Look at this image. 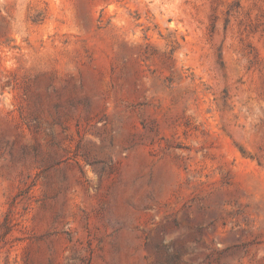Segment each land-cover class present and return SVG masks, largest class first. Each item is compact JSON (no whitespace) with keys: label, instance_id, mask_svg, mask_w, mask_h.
I'll use <instances>...</instances> for the list:
<instances>
[{"label":"rangeland","instance_id":"374dc122","mask_svg":"<svg viewBox=\"0 0 264 264\" xmlns=\"http://www.w3.org/2000/svg\"><path fill=\"white\" fill-rule=\"evenodd\" d=\"M0 264H264V0H0Z\"/></svg>","mask_w":264,"mask_h":264}]
</instances>
